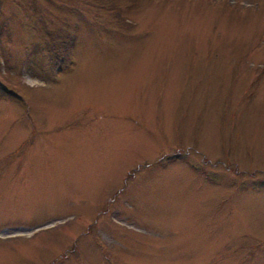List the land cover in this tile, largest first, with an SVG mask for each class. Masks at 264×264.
<instances>
[{"label":"rangeland","instance_id":"rangeland-1","mask_svg":"<svg viewBox=\"0 0 264 264\" xmlns=\"http://www.w3.org/2000/svg\"><path fill=\"white\" fill-rule=\"evenodd\" d=\"M0 264H264V0H0Z\"/></svg>","mask_w":264,"mask_h":264},{"label":"trees","instance_id":"trees-1","mask_svg":"<svg viewBox=\"0 0 264 264\" xmlns=\"http://www.w3.org/2000/svg\"><path fill=\"white\" fill-rule=\"evenodd\" d=\"M111 10H113V9H111ZM58 57V56H57ZM55 62V61H54ZM50 63H53V62H50Z\"/></svg>","mask_w":264,"mask_h":264}]
</instances>
